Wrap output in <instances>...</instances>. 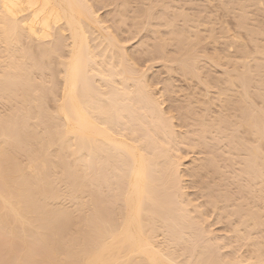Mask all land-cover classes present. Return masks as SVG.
<instances>
[{"label": "bare ground", "instance_id": "6f19581e", "mask_svg": "<svg viewBox=\"0 0 264 264\" xmlns=\"http://www.w3.org/2000/svg\"><path fill=\"white\" fill-rule=\"evenodd\" d=\"M0 264H264V0H0Z\"/></svg>", "mask_w": 264, "mask_h": 264}, {"label": "rangeland", "instance_id": "374dc122", "mask_svg": "<svg viewBox=\"0 0 264 264\" xmlns=\"http://www.w3.org/2000/svg\"><path fill=\"white\" fill-rule=\"evenodd\" d=\"M210 7H211V6H210ZM209 9H210V8H209ZM211 9H212V8H211ZM218 13H221V12L218 11ZM219 16H222V13H221V15H220V14H219V15L217 14V18H219ZM223 17H224V16L220 17V20H221ZM225 18H226V17H224L223 19H225ZM226 19H227V18H226ZM226 19H225V21H226V22H225V25L227 26V25L229 24L230 29L233 28L232 22L230 23L231 20L228 21L229 19H227V20H226ZM222 21H224V20H222ZM228 22H229V23H228ZM226 23H227V24H226ZM229 27L227 26L228 29H229ZM155 69L157 70V68L154 66V68H153L152 71L154 72ZM156 70H155V71H156Z\"/></svg>", "mask_w": 264, "mask_h": 264}]
</instances>
